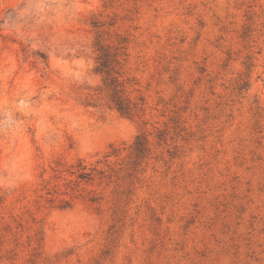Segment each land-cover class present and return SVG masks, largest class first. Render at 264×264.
Masks as SVG:
<instances>
[{
	"label": "rangeland",
	"instance_id": "obj_1",
	"mask_svg": "<svg viewBox=\"0 0 264 264\" xmlns=\"http://www.w3.org/2000/svg\"><path fill=\"white\" fill-rule=\"evenodd\" d=\"M0 264H264V0H0Z\"/></svg>",
	"mask_w": 264,
	"mask_h": 264
},
{
	"label": "trees",
	"instance_id": "obj_2",
	"mask_svg": "<svg viewBox=\"0 0 264 264\" xmlns=\"http://www.w3.org/2000/svg\"><path fill=\"white\" fill-rule=\"evenodd\" d=\"M93 47L95 51L93 70L101 75V86L98 88L99 94L104 93L107 106L121 115L129 117L138 115L143 111V99L137 97L136 100H133L127 95L125 84L128 78H124L121 71L122 61H125L124 56H126L125 40L120 38L118 46L113 47L102 42L100 35H98L94 39ZM90 102L87 101L86 105ZM148 150L145 134L138 133L131 144V154L134 159L139 160L147 154ZM80 174L88 175L89 173L82 171Z\"/></svg>",
	"mask_w": 264,
	"mask_h": 264
}]
</instances>
